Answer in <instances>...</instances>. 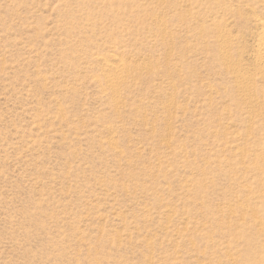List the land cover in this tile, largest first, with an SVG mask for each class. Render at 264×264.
Listing matches in <instances>:
<instances>
[{
  "label": "rangeland",
  "instance_id": "374dc122",
  "mask_svg": "<svg viewBox=\"0 0 264 264\" xmlns=\"http://www.w3.org/2000/svg\"><path fill=\"white\" fill-rule=\"evenodd\" d=\"M258 19L0 0V264H264Z\"/></svg>",
  "mask_w": 264,
  "mask_h": 264
},
{
  "label": "bare ground",
  "instance_id": "6f19581e",
  "mask_svg": "<svg viewBox=\"0 0 264 264\" xmlns=\"http://www.w3.org/2000/svg\"><path fill=\"white\" fill-rule=\"evenodd\" d=\"M255 24L261 30V32L257 33L256 35V39H257V44L255 46L256 62L259 65V67L261 66L262 68H264V20L258 19Z\"/></svg>",
  "mask_w": 264,
  "mask_h": 264
}]
</instances>
